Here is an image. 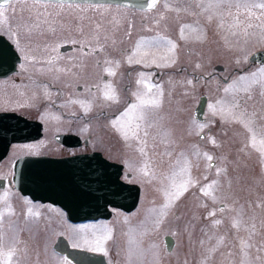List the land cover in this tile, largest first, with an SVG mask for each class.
<instances>
[{"label": "rangeland", "instance_id": "1", "mask_svg": "<svg viewBox=\"0 0 264 264\" xmlns=\"http://www.w3.org/2000/svg\"><path fill=\"white\" fill-rule=\"evenodd\" d=\"M202 1L203 4L210 2V0ZM170 2L171 0H163V4L166 5ZM182 2H189L195 6L196 15L193 19H196L198 24L209 25L212 22L209 27L214 38L212 44H204V42L200 44V41L192 38V40L186 38L180 42L181 64H186L188 67L195 64L196 71L201 77L194 86L192 76H188L186 72L182 73L175 87V93L179 96L178 102L173 106V94L168 97L170 101L166 98L167 118L175 114L178 118L177 124L180 125V128L177 127L182 133L179 149L173 150V146H167L160 155L165 160V165L157 166L158 164L150 159L153 157L151 152L148 154L146 152L145 156V145L141 136L143 125H139L134 120L128 124L126 115L117 118L115 124L120 126L118 128L120 132L115 137L124 146L123 153L119 156L123 163L133 171L142 168L144 157L150 159L146 166L147 175L138 172L132 178L124 176L128 181L143 185V194L137 210L131 214L116 210L109 219L89 221L73 226L64 220L60 210L53 208V211L49 212L53 221L44 223L43 216L46 214L42 215L37 205L23 198H20L18 202L20 204L16 205L18 196L10 193L6 204L0 202V214H3V223L0 226V237H2L0 246L5 252L12 248L15 249L10 264H71L65 257L57 254L53 248V243L60 235L67 237L74 248L105 254L110 264H241L243 253L239 240L235 238L237 229L233 227V218L237 217L241 209H243L245 221H249L250 217L255 218L254 222L259 234L253 235L251 240H248V232L241 228L238 235L248 243L257 246L248 249V259L252 264H260L255 258L256 256L264 257V252H257V248L264 241V228H260V222L264 220V155L257 149L261 147L260 140L264 139V136L258 135L257 148L251 147V134L241 124L236 123L229 113L231 111L238 116L241 112H247L254 121L253 127L258 132L264 129V97L261 96L260 84L254 83L252 77L253 73H258L255 79L264 80V75L260 73L264 65L241 73V75L236 73L228 83H222L219 75L227 77L234 66L243 69L249 63V56L254 51L264 48V28H248V35H245L242 30L248 23L253 25L264 23V10L251 9L254 16L249 20L246 18L248 9L225 7L211 9L207 13L206 7H201L198 1L182 0ZM238 2L240 0H231V3ZM248 2L264 3V0H248ZM180 5L179 7L172 6L173 12L171 11V15L169 13L166 16L183 17L189 12V9L184 10L181 3ZM229 11L233 14L239 11L240 27H232L234 20L233 16L228 15ZM0 12L7 15V23L0 22V32L6 34L11 40L17 37L18 46L29 55L32 52L31 54L42 57L47 56L50 53L49 49L53 46L60 47L70 40L68 37H78L85 44L94 45L98 41L95 31L99 30L100 26L104 31L113 30L117 25V20L114 18L117 17L135 19L137 20L135 27L140 24L139 28L151 25L150 22H148L150 24L146 23L148 25H141L140 20L145 17L155 19L154 24L157 26L162 23V19L156 18V15H159L157 10L133 11L110 5L52 2L42 5L35 1H17L10 3L7 7H0ZM221 13L224 15L221 16ZM208 15L211 19L209 17L204 19ZM256 17L260 19L257 20ZM2 19L0 17V20ZM127 25L128 21L123 28H115L118 32L116 39L108 45L110 49L116 46L115 49L120 48L117 40L121 37V31H123V36H126ZM221 32L229 42L228 45L223 44V37H218ZM164 41L167 44L166 38ZM129 42L132 44L133 38H129ZM197 42L198 47L195 46ZM141 45L154 48L161 46L155 39L143 41ZM226 45L229 46L228 49ZM122 46H125L123 42ZM188 46L192 52L194 51L193 53L186 52ZM206 46L208 48L211 46L213 49L209 57L211 59H206L207 55L204 54L202 57H197L195 52H204ZM237 47L241 48L238 50ZM149 51L155 53L152 50ZM217 63H223L226 70L215 73L212 67ZM47 65L24 61L19 66L22 71L41 75L37 77V85L33 84L35 87L30 88L27 87L28 84L27 86L23 84L21 89L17 90L20 96H16L7 86L2 95L4 99L0 97L2 99L0 103L4 102L1 106L4 105L7 108L13 105L18 106L22 113L33 115L45 126L44 137L41 141L30 145H36L29 148L32 150H23L26 147L24 146L23 151L15 149L11 151L8 161L0 164V177H5L11 172L12 160L17 156L27 152L51 153L54 147L56 148L54 135L59 132L70 131L79 135L83 141L87 139L90 142L89 145H84L79 149L71 148L67 153L102 149L97 143L98 135L95 132L97 111L93 106L94 97L88 98L85 94L79 97L81 95L75 93L66 105L62 101L67 88L59 87L62 90L61 96L56 100L55 88L40 85L47 78L49 70ZM212 72L215 73L214 76L207 80L206 76ZM185 77L193 83L187 81ZM242 77L246 79L242 80ZM172 89L174 90V87ZM203 93L208 96L209 102L205 112L206 119L200 122L195 120L192 114ZM52 103L61 108L64 107V111L77 116L73 128L68 130L65 125H62L64 121L59 111L57 112L59 109L52 106ZM67 106H69L68 109H66ZM53 111H56L59 117L54 118V124L49 120ZM82 111L85 114L81 115ZM64 120L71 123L73 119L70 117ZM105 124L104 120L102 127ZM193 124L196 129L192 135L193 140H191L195 142V145L192 146L189 144L190 141L186 142L185 138H188L189 128ZM166 125L168 128L169 124ZM210 127L213 128L212 131L200 138V135L207 133ZM170 134V140L177 141V137L171 132ZM213 140L216 141L215 144L212 143ZM42 143L47 146V150L40 151L44 147ZM246 144L249 146L246 147ZM109 146L110 149L114 148L111 144ZM113 151H109L108 154H115L112 153ZM205 153L212 156L211 161L206 159ZM183 169L189 170L195 185L179 199H173L171 206L165 208L167 200L163 196V191L172 190L173 181L179 183L187 178L188 173L182 171ZM214 181L215 184H213ZM207 185H212L210 192L216 197L215 201L210 197H205L200 190L202 186ZM6 192L0 190V201ZM9 202L10 204H7ZM211 211L216 212L214 217L208 215ZM216 219L221 220L219 226L212 224V221ZM166 235H171L175 239L172 251L166 249L164 243ZM220 236L226 237L223 245L218 243L217 238ZM104 237L109 238L104 239ZM97 239L102 240L103 251L95 250ZM209 249L213 251L210 252ZM0 264H5L3 257H0Z\"/></svg>", "mask_w": 264, "mask_h": 264}, {"label": "flooded vegetation", "instance_id": "2", "mask_svg": "<svg viewBox=\"0 0 264 264\" xmlns=\"http://www.w3.org/2000/svg\"><path fill=\"white\" fill-rule=\"evenodd\" d=\"M17 1H35V0H13L12 2ZM201 3V7H206V4H203L204 2L202 0H194ZM9 3V4H10ZM55 3V2H52ZM184 10L189 9V12H187L183 17H178L174 15L166 16L167 14L171 15L173 10L171 9L172 6L179 7L181 6ZM8 4V5H9ZM63 4H78V3H63ZM6 6H0V7H7ZM88 5H110V4H88ZM113 7H121L124 9H130V10H137V11H147L151 12L154 10H157L159 15H156V18L158 17L159 20L162 19V23L157 26V24H154L156 22L155 19H150L148 17H145L140 20L141 25H148L149 26H143L139 28L140 24H137L135 27V24L137 20L135 19H128L127 17H117L114 18L117 20V25L114 27L113 30L104 31L101 29V26L99 27V30L95 31V34L98 38V41L94 45L85 44L84 41L81 39L79 40L78 37L70 38V40L66 41L64 44H62L60 47L53 46L50 50V53L42 57L40 55H33L30 52V55L28 52H25L22 47H19V41L15 38L14 40H11L6 34L1 33L0 35L4 36L5 39H7L11 45L12 51H14L15 56L17 60L14 63V67L10 66L9 62L5 64L6 68L4 70H8L5 75L0 76V97L2 98V95L5 93L6 87L9 86L13 93L16 94V96H20V92L17 90L21 89V86L24 84L27 87H35L37 85V77L41 75L33 74L32 72H26L22 71L20 69V65L28 60V61H34L36 63H45L48 64L49 70L47 71V78L41 82L40 85H45L50 88H55V98L56 100L59 99L61 96V91L59 87H65L67 88L64 91V102L66 105L69 103L70 97L73 96V94L76 93V95H81L79 97L84 96L85 97H94V108L95 111V117L97 119V123H95V132L98 135L97 143L102 147V149L98 150H92V151H75L72 153H67L68 150L71 148H81L82 146L89 145V140L85 139L84 141L81 140V145L77 147H69L67 144L62 143L56 139L57 134L60 133H68L71 134L73 132L67 131V132H59L56 135H54V142L56 144V148L54 147V150L51 153H32L27 152L23 155L17 156L12 160L11 165V174L7 173L6 176L0 177V190L2 192L7 191L5 196L0 201L2 204H6L8 195L10 193L18 196L16 199V205L20 204V198L28 199V202L37 205L38 208L41 210L42 215L46 214V216H43V222L44 223H50L53 221V218L49 214V212H52L53 208H56L60 210L63 213L64 220L68 223V219L66 218L65 212L58 206H55L50 203H43L41 201H34L28 196L22 195L15 186L14 182V166L17 160L23 156L26 155H49L52 157H64V156H70L74 154L79 153H90V152H100L105 158L109 159L110 161H113L117 164H120L123 166V171L121 178L129 183H135L133 181H128L125 179L124 176L127 178H132L135 173L138 172L145 173L147 175V168L148 161L151 159L153 160L157 166H164L165 160L161 158L160 155L163 154V152L166 150L167 146H173V150H178L179 142L181 141V132H179L180 125L177 124L178 118L174 114L173 116H169L167 118L165 106H167L166 98L170 101L168 98L170 95H172V102L173 106L176 105V103L179 100V96L176 95V85L178 84V80H180L181 74L186 72L188 76H192L193 82L189 79H185L188 81H191L194 84H197V81L201 77L197 71L195 64H191L190 67H188L186 64H181L180 62V42L183 39H193L200 41V44L204 42V44H212L213 36L212 31L210 30L209 25H212L211 23L207 25L206 23L198 24L196 22V19L194 18L195 14V6L191 3L182 2V0H171L169 5L163 4V0H159L157 6L154 9L149 10H142V9H135V8H129L125 6H119V5H110ZM172 11V12H171ZM186 12V11H185ZM207 13L209 10L206 11ZM190 13V14H188ZM116 17V15H114ZM208 16L204 17V19L208 18ZM171 18V19H169ZM169 19V20H168ZM202 19V20H204ZM113 20V19H112ZM128 21L127 25V32L126 36H123V31L120 32V36L118 37L117 44H119L120 48L110 49L108 45L112 43L113 40H115V36L118 32V28H123L126 25V22ZM150 22V23H148ZM148 23V24H146ZM224 33H219L218 37H223V44H229L226 37L223 36ZM133 36V37H132ZM129 38H133L134 42L132 44L129 42ZM167 39V44L165 43L164 39ZM151 39L158 40L161 46L159 47H147L142 46L141 43L143 41H148ZM191 39V40H192ZM203 40V41H202ZM169 41L171 43H169ZM122 42L125 44V46H122ZM199 43H195V46L198 47ZM172 45H175V48L172 47ZM226 45V49L229 48V46ZM32 49H35L34 47H31ZM241 48V47H239ZM237 47V49L239 50ZM264 49V48H261ZM258 49V50H261ZM149 50H152L155 53L150 52ZM205 51H197L196 56L202 57L203 54L207 55L206 59H208L211 54L213 53V49L210 46L208 48L207 46L204 49ZM224 50V48H223ZM257 51V50H256ZM186 52L188 54L193 53L190 46L186 47ZM221 53H223L221 51ZM131 59V63L129 60ZM211 59V58H209ZM248 65L244 67L243 69L234 66L231 70V72L228 74L227 77H221L222 83H228L234 75L247 72L253 68L263 66L264 64H254L251 63L248 58ZM59 64L61 66H59ZM205 64V63H204ZM159 65V66H158ZM203 65V64H202ZM215 69V73L224 72L226 70V67L223 63H217L213 67ZM221 68V69H220ZM211 72V71H210ZM214 72L210 73L206 76L207 80L212 78L215 74ZM258 74V73H257ZM53 82H56L57 84H54ZM39 84V83H38ZM151 86V87H149ZM195 86V85H194ZM219 86L221 84L219 83ZM18 87V89H17ZM174 87V90L172 89ZM108 95H114L115 99H106L105 94ZM63 94V93H62ZM204 95V93L202 94ZM201 95V96H202ZM200 96V97H201ZM207 96V95H206ZM4 99V98H2ZM2 99H0L2 101ZM52 100V99H51ZM151 101V100H159L160 105L159 107H152L151 105L145 103L141 104V101ZM46 101V100H44ZM209 102L208 96H207V103ZM4 103V102H1ZM0 103V113L1 112H10L18 117H24L28 121L32 120H39L35 118L33 115H26L20 111V108L18 106L13 105L12 107H5L4 105L1 106ZM170 103V102H169ZM168 103V104H169ZM133 105H136L137 107L135 109L132 108ZM170 105V104H169ZM52 106H54L59 111V114L63 118L65 127L69 130L70 128H73L74 123L76 121L77 116L75 114H72L70 112L64 111V107L61 108L58 105H54L52 103ZM89 106V105H87ZM197 106V105H196ZM196 106L194 110L196 109ZM208 106V104H207ZM69 106L66 107L68 109ZM208 107H206L207 110ZM131 109V111H130ZM194 110H193V118H194ZM56 111H53L51 113L52 115L49 117L50 122L54 124V118L57 117ZM125 113H128L127 121L132 122L133 120L137 123L142 124V138L144 141V150H145V156L146 152H151L152 158L146 159L145 157L142 160V168L138 170H130L124 163L123 160L119 157L120 154L123 153V144L120 140H116V135L119 134L118 128L119 125L115 124V120L119 118L122 115H125ZM190 113V112H189ZM69 116H68V115ZM85 114L84 111H82L81 115ZM143 115V119H140V116ZM72 117L73 120L70 122H66L64 118H70ZM101 117H104L101 119ZM79 118V117H78ZM206 118V117H205ZM106 121V124L102 127L103 121ZM196 120V119H195ZM40 121V120H39ZM133 121V122H134ZM42 122V121H41ZM12 125H14V129H21L22 124L21 121L17 120H11L10 122ZM43 123V122H42ZM169 124L168 128L167 125ZM51 125V124H50ZM195 125L191 126L189 128V134L188 138H185L186 142L190 141V145H195V142H191L193 140L192 135L195 131ZM44 123H43V129H44ZM103 128L105 130L103 131ZM180 128V127H179ZM176 129V130H175ZM212 127L207 129V133H204L203 137L207 136L211 131ZM177 137V141L170 140L171 134ZM44 131L43 136L39 140L35 141H29V142H12L9 144L8 151L6 155L2 159H0V164L5 163L8 161L9 157L11 156V151L15 149L16 151L27 149L32 150L29 148L35 147L30 146L32 144H35L36 142H39L44 137ZM76 134V133H74ZM180 137V139L178 138ZM188 139V140H187ZM168 140V141H166ZM109 144L114 146L113 149H110ZM29 145V146H28ZM43 145V143H42ZM1 147H5L6 143L5 141L0 143ZM43 150H47V146L43 145ZM104 148V149H103ZM177 148V149H176ZM22 150V151H23ZM114 150L112 153L115 154H108L109 151ZM143 150V151H144ZM36 151V150H35ZM160 156V157H159ZM12 158V157H11ZM150 173V172H149ZM139 185V184H138ZM141 188V195L140 200L143 194V185H139ZM7 204H10L7 203ZM140 204V201H139ZM139 207V205H138ZM137 207V208H138ZM137 208L135 210H137ZM122 211L120 209H113L114 211ZM134 210V211H135ZM134 211L128 213L131 214ZM124 212V211H123ZM113 215V214H112Z\"/></svg>", "mask_w": 264, "mask_h": 264}, {"label": "water", "instance_id": "3", "mask_svg": "<svg viewBox=\"0 0 264 264\" xmlns=\"http://www.w3.org/2000/svg\"><path fill=\"white\" fill-rule=\"evenodd\" d=\"M9 0H7L8 2ZM71 2L113 3L141 9L154 8L153 0H54ZM0 0V4L7 3ZM12 57L10 65L17 60L11 45L0 36V63ZM252 63L264 64V50L252 54ZM207 97L202 96L195 110V117L204 120ZM11 116L2 113L0 119ZM33 133L17 134L12 141H26L41 137V124L37 123ZM35 127V126H34ZM8 131V130H7ZM21 136V137H20ZM56 138L66 144L79 139L75 135H57ZM79 143V141H78ZM8 143L0 148V159L8 151ZM77 145V144H71ZM17 187L35 199L50 201L65 208L74 221L109 218L110 206L126 211L133 210L138 203L139 187L123 183L119 176L121 167L108 162L100 154L78 155L70 158L54 159L49 157H26L16 167ZM165 244L169 251L173 249L174 239L168 235ZM55 249L65 255L74 264H108L105 255L72 248L64 236H60Z\"/></svg>", "mask_w": 264, "mask_h": 264}, {"label": "snow or ice", "instance_id": "4", "mask_svg": "<svg viewBox=\"0 0 264 264\" xmlns=\"http://www.w3.org/2000/svg\"><path fill=\"white\" fill-rule=\"evenodd\" d=\"M7 2V0H6ZM50 0H35V3L37 4H47L49 3ZM156 0H153V6L155 5ZM233 8L235 7L236 9H240V8H244V9H248V13H247V19H251L254 16V13L251 11V9L253 8H258L261 10H264V3H254V2H248V0H240V2L238 3H231V0H210V2L207 4L206 6V11L207 10H211V9H222V8ZM224 13H221V16H223ZM228 15L233 16V20L234 23L232 25V27H240L241 25V21H240V13L239 11H237V13L233 14L231 11L228 12ZM0 17H2L3 19L0 20V22L2 23H7V15L4 12H0ZM209 19H211V17H209ZM257 20L260 19V17H256ZM221 27H223V24H221ZM252 27H261L264 28V23H260V24H256L253 25L252 23H248L242 30L244 32L245 35H248V28H252ZM235 35V33H233ZM169 43H171L169 41ZM173 48H175V45H172ZM129 62L131 63V59L129 60ZM159 66V65H158ZM261 75H264V69L260 70ZM257 74L253 73L252 77H253V82L254 83H258L261 86V96L264 97V80H256ZM246 79L244 77L241 78ZM151 87V86H149ZM227 91V90H226ZM105 98L106 99H115L116 97L114 95H108L107 93L105 94ZM149 104L152 107H159L160 105V101L159 100H151V101H141V104ZM137 106L133 105L132 108L135 109ZM131 111V109H130ZM125 115H128V113H125ZM229 115L231 116V118L236 122L241 124L244 129L250 133V145L253 148H257V136L258 135H262L264 136V129H260L259 132L253 127L254 121L253 119L248 116L247 112H241L238 116L235 115L234 113H229ZM143 115L140 116V119H143ZM116 122H114L115 125ZM203 126L201 125V128ZM213 144L216 143L215 140L212 141ZM260 145L261 147L259 149H257L258 151L261 152L262 155H264V139L260 140ZM246 147H248L249 145H245ZM206 156V159L211 161L212 160V156L208 155V154H204ZM182 171H184L185 173H188L187 178L186 179H182L179 183L173 181L172 185H171V189L172 190H164L163 191V196L165 197V199L167 200V203L164 205L165 208H168L171 206L173 199H179L180 196H182L186 191H188V189L192 186L195 185V181L191 178L189 170L188 169H183ZM216 182L214 181L213 184H215ZM212 188V185H207V186H202L201 187V191L203 193V195L205 197H210L213 201H215L216 197L210 192V189ZM221 211H223V208H221ZM210 217H214L216 215L215 211H211L208 214ZM234 222H233V227L235 229H237V235H236V239L239 240L240 242V247L243 253V260L241 261V264H252V262L248 259L249 257V252L248 249L251 248H256L257 246L255 244L252 243H248L243 237H240L238 235L239 230L241 228H243L246 232H248V240H251L253 235H258L259 231L257 229V225L254 222L255 218L254 217H250L249 221H245L243 219V209H241L238 214L237 217L233 218ZM3 223V214H0V226H2ZM213 226H219L221 224V220L216 219L214 221H212ZM260 228H264V220H262L260 222ZM109 237H104V239H108ZM218 239V243L223 245L225 243L226 237L225 236H220L217 238ZM0 242H2V237H0ZM87 242V241H86ZM95 250H101L103 251V244H102V240L97 239L95 242ZM218 250V249H216ZM209 251H213V249H209ZM257 252H264V241L261 242L260 246L257 248ZM15 254V249H9L8 251H3L2 250V246H0V257H3L5 264H10L11 262V258L13 257V255ZM256 260H258L260 262V264H264V257H260V256H256L255 258Z\"/></svg>", "mask_w": 264, "mask_h": 264}]
</instances>
